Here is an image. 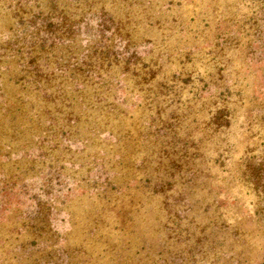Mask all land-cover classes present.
Returning a JSON list of instances; mask_svg holds the SVG:
<instances>
[{
	"label": "rangeland",
	"instance_id": "374dc122",
	"mask_svg": "<svg viewBox=\"0 0 264 264\" xmlns=\"http://www.w3.org/2000/svg\"><path fill=\"white\" fill-rule=\"evenodd\" d=\"M0 264H264V0H0Z\"/></svg>",
	"mask_w": 264,
	"mask_h": 264
},
{
	"label": "trees",
	"instance_id": "16d2710c",
	"mask_svg": "<svg viewBox=\"0 0 264 264\" xmlns=\"http://www.w3.org/2000/svg\"><path fill=\"white\" fill-rule=\"evenodd\" d=\"M58 37L55 38V40H57ZM32 66V65H31ZM28 70V69H27ZM29 74L31 75L30 79L29 80H34V82L32 83L34 85V87L32 88V90L34 91H37L36 93L40 94V93H44L45 92V88L43 86V83L41 81V79L43 80L42 77H44L45 80H48V79H53V77L58 76L59 77L61 76L59 73H57L56 71H49V70H46L45 73H42V74H38V73H33V72H29ZM62 77V76H61ZM48 101V100H47ZM71 107L75 106V105H69ZM80 105H78L77 107H79ZM43 110L44 113L47 112V109H41ZM58 118V117H57ZM73 118H77L76 115H70V114H65L62 118V121H65V120H72ZM58 120V119H57ZM47 121V119L45 120Z\"/></svg>",
	"mask_w": 264,
	"mask_h": 264
}]
</instances>
